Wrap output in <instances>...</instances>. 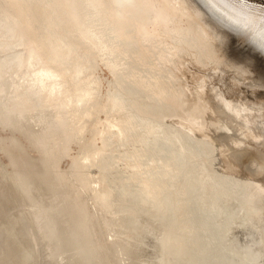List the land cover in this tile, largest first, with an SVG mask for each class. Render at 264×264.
Masks as SVG:
<instances>
[{
	"label": "bare ground",
	"instance_id": "obj_1",
	"mask_svg": "<svg viewBox=\"0 0 264 264\" xmlns=\"http://www.w3.org/2000/svg\"><path fill=\"white\" fill-rule=\"evenodd\" d=\"M229 37L263 60L264 3L0 0V264H264V117L218 85Z\"/></svg>",
	"mask_w": 264,
	"mask_h": 264
},
{
	"label": "rangeland",
	"instance_id": "obj_2",
	"mask_svg": "<svg viewBox=\"0 0 264 264\" xmlns=\"http://www.w3.org/2000/svg\"><path fill=\"white\" fill-rule=\"evenodd\" d=\"M257 1H259L260 3H264V0H257ZM231 40V41H230ZM230 41V42H229ZM228 43L230 44V45H228ZM225 46H227L226 48H225ZM245 46V44L243 43V41H242V39H240V38H236V37H229V39H228V41H227V43L226 44H224L223 45V47H224V49H225V51L226 52H224V49L222 50H215V51H212L211 53H212V55H214V56H216V57H218L217 59H215L216 57H213L212 55H211V57H212V60L213 59H215V60H217L216 61V63L214 64V65H219V67L221 68V66L223 67V64H224V68H226V70L227 71H225V74L223 73V72H218V71H222L224 68H222V70H220V68L218 69V71H217V73L220 75L221 73V75L223 76V75H225V76H227V77H225L224 79H223V77L221 78L220 76V78L218 79L219 81V86H221V87H223V90L224 89H226L227 91H228V93H229V95L228 96H230L231 95V97H230V99H232L233 101V103L234 102H236V103H234V104H236V105H238L239 103H241V104H239V106L241 105V107H243L244 106V108H246V111H247V113L248 114H250V115H252V117L254 118V117H257V118H259V119H262L263 117H264V115L262 114V113H260L261 111H264V102H262V101H264L263 99H264V59L262 60V58H260V57H258V58H256V57H252V55H250V54H248L247 52H246V46ZM219 51H220V53H219ZM214 52V53H213ZM216 53V54H215ZM218 53L220 54L219 56H222L223 54L224 55H226V53H228L227 55L228 56H225V58L223 57H220L221 58V60L223 59H226V61H227V59H228V61L229 62H231V60H234L235 58V61H236V63H237V66H238V68H240V66L238 65L239 64V62H240V64L242 63V62H244L243 64L245 65V64H247V63H249V58L250 59H252L253 60V63H252V65H250L249 66V70H250V72H249V70H248V68H247V73H244L243 75H244V77L246 76L245 74H247L248 76V78L246 77V79H244V77H239L240 76V73H237L236 72V70L234 71V69L232 70V68L229 66V67H227L230 63L228 62V64H227V62L224 60V62H222V61H219L220 60V58H219V56H218ZM223 55V56H224ZM229 57V58H228ZM246 57H247V59H246ZM240 59H242V61L240 60ZM212 60H210L209 59V62H210V64H211V62H212V64L214 63ZM245 60L247 61V62H245ZM222 63V64H221ZM210 64L208 65V66H210ZM225 64H227V66L225 65ZM207 66V65H206ZM236 66V67H237ZM247 66V65H246ZM194 67V66H193ZM192 67V69H195L196 67H194L193 68ZM197 68H198V70H192L191 69V71H195V73L197 72L198 73V71L200 70H204V69H202L201 67L199 68V66H197ZM196 68V69H197ZM231 68V69H230ZM237 69V68H236ZM225 70V69H224ZM231 71V72H229V71ZM200 71H199V73H200ZM208 73H209V71H207ZM226 72H228V74H226ZM249 72V73H248ZM192 73H194V72H192ZM229 73L231 74V76H233V78H235L236 77V81H238L239 80V82H236L234 79H232L231 77L229 78ZM235 74H236V76H235ZM238 74V75H237ZM252 75V76H251ZM235 76V77H234ZM242 76V75H241ZM238 77V78H237ZM251 77V78H250ZM254 77V78H253ZM227 78H229V79H231V80H229V79H227ZM239 78H241V79H244V80H241V79H239ZM253 78V79H252ZM260 78V79H259ZM228 81H227V80ZM249 80V82H248V80ZM251 79V80H250ZM263 81H262V80ZM220 80H222L221 82H223V83H221L220 82ZM234 80V81H233ZM245 80H247V82L245 81ZM252 80H254L253 82L254 83H251L250 81H252ZM261 80V81H260ZM234 83H233V82ZM241 81V82H240ZM245 83H244V82ZM256 81H259L258 83L256 82ZM227 82H228V84H227ZM243 82V83H242ZM221 83V84H220ZM241 83V84H240ZM247 83V84H246ZM248 83H249V85H248ZM224 84V85H223ZM238 84V85H237ZM252 84V85H251ZM253 84H255V86L253 85ZM256 84H258V85H256ZM223 85V86H222ZM227 85H228V87H227ZM241 87H240V86ZM261 85V86H260ZM231 86H233V87H230ZM234 86H235V88H234ZM259 86V87H258ZM249 87V88H248ZM230 90H229V89ZM247 88V89H246ZM250 88H253V90H251L250 91ZM255 88H256V90H255ZM259 88H261V90H258ZM226 90H224V92H226ZM256 91V92H255ZM235 95V96H234ZM239 96V97H238ZM237 98V99H236ZM239 99H241V100H239ZM256 99V100H255ZM258 100V101H257ZM249 102H251V103H249ZM257 102V103H256ZM259 102V103H258ZM262 102V103H261ZM254 103V104H253ZM247 105V107H245ZM258 106V107H256V106ZM260 105H261V107H260ZM250 106V107H249ZM248 108V109H247ZM250 108V109H249ZM249 110V111H248ZM253 113V114H252ZM234 224V223H233ZM231 226H234V227H231V229L232 230H230L231 231V234H230V231H229V236H228V239H231V240H235V226H236V224L235 225H231ZM232 235V236H231ZM232 238H231V237ZM230 237V238H229ZM234 237V238H233Z\"/></svg>",
	"mask_w": 264,
	"mask_h": 264
},
{
	"label": "water",
	"instance_id": "obj_3",
	"mask_svg": "<svg viewBox=\"0 0 264 264\" xmlns=\"http://www.w3.org/2000/svg\"><path fill=\"white\" fill-rule=\"evenodd\" d=\"M244 211H245V208H244ZM1 217H0V219H2L3 218V215H0ZM147 239L146 240H151V239H149V238H152L153 239V241H154V243H155V239L153 238V236H152V234H148V237H146ZM2 247L3 248H5L6 247V244L5 245H2ZM152 248H155V244H152ZM26 257L27 258H30V253L29 252H27L26 253ZM239 258H237V257H235V258H232V260H233V262L235 263V264H240L239 263V260H238ZM64 262H66V264H71V262H70V260H69V258L67 257H65L64 258Z\"/></svg>",
	"mask_w": 264,
	"mask_h": 264
}]
</instances>
